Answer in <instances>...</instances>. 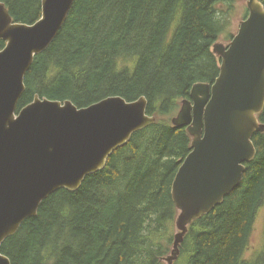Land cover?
Masks as SVG:
<instances>
[{
	"label": "trees",
	"instance_id": "1",
	"mask_svg": "<svg viewBox=\"0 0 264 264\" xmlns=\"http://www.w3.org/2000/svg\"><path fill=\"white\" fill-rule=\"evenodd\" d=\"M0 1L15 22L32 24L42 15V0ZM236 2L76 0L27 72L17 112L36 95L78 107L145 96L157 121L134 133L78 190L61 188L45 199L4 241L12 264H167L177 233L172 185L192 151L187 127L171 117L195 83L219 75L213 45L227 33ZM5 45L0 39V50ZM258 117L264 122V110ZM253 142L257 153L242 182L189 226L174 264H264V244L245 257L264 208V132Z\"/></svg>",
	"mask_w": 264,
	"mask_h": 264
},
{
	"label": "water",
	"instance_id": "2",
	"mask_svg": "<svg viewBox=\"0 0 264 264\" xmlns=\"http://www.w3.org/2000/svg\"><path fill=\"white\" fill-rule=\"evenodd\" d=\"M76 0H42L34 23L15 22L0 1V264H12L4 241L37 215L41 203L61 188L78 190L103 169L133 134L156 123L145 96L128 101L109 96L86 107L71 100L41 98L17 112L25 77L64 26ZM248 16L229 45L216 42L220 72L213 82H197L182 101L174 126L187 127L192 151L172 185L178 209L168 264L180 254L189 226L210 213L240 185L264 132V2L247 0Z\"/></svg>",
	"mask_w": 264,
	"mask_h": 264
},
{
	"label": "rangeland",
	"instance_id": "3",
	"mask_svg": "<svg viewBox=\"0 0 264 264\" xmlns=\"http://www.w3.org/2000/svg\"><path fill=\"white\" fill-rule=\"evenodd\" d=\"M248 13L249 10L247 8V0H237L235 8L233 12L230 14V21L227 29L228 34L225 33L224 35H222L219 38L218 42L224 43L225 45H229L231 43V40L233 39L231 37L229 38V35L233 33V35L235 36L238 33V30L240 28V22L243 19H245L244 18L245 16H248ZM176 232H178L177 227H176ZM263 244H264V208L260 211L256 219L255 227L250 239V245L246 250L245 257L252 258L262 248ZM166 263L168 264L167 260Z\"/></svg>",
	"mask_w": 264,
	"mask_h": 264
}]
</instances>
